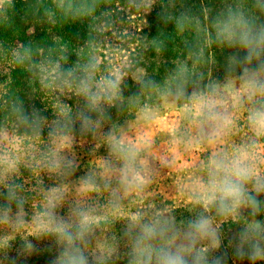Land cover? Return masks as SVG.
I'll return each instance as SVG.
<instances>
[{
  "label": "clouds",
  "instance_id": "obj_1",
  "mask_svg": "<svg viewBox=\"0 0 264 264\" xmlns=\"http://www.w3.org/2000/svg\"><path fill=\"white\" fill-rule=\"evenodd\" d=\"M24 2L26 16L51 26L86 22L88 38L74 60L59 36L46 51L31 43L12 51L10 62L51 98L53 118L0 92V264H27L43 251L45 264H264V0H222L202 15L178 11L183 0H127L146 25L159 5L162 24L182 37L184 58L159 81L141 63L148 50H166L164 32L118 65L102 55L111 0ZM16 5L0 0V28L13 26ZM219 68L223 75H213ZM129 80L137 91L126 95ZM126 111L135 120L121 124ZM162 112L177 117L169 130L176 152L164 164L180 152L206 153L180 186L187 216L149 199L153 141L132 134ZM241 122L246 135L236 143ZM78 137L91 138V155H106L74 179Z\"/></svg>",
  "mask_w": 264,
  "mask_h": 264
},
{
  "label": "trees",
  "instance_id": "obj_2",
  "mask_svg": "<svg viewBox=\"0 0 264 264\" xmlns=\"http://www.w3.org/2000/svg\"><path fill=\"white\" fill-rule=\"evenodd\" d=\"M33 0H28V3H32ZM127 0H111L110 5L106 6L110 9L112 15V26L107 30L103 36L105 53L111 57V61L115 64H119L124 56L129 54L135 56L133 49L136 52L140 51L138 42L142 39H154L160 36L161 32H164L167 37L166 50L157 55L155 51L148 50L144 54V59L141 66L147 69L150 76L158 81L163 78L168 70L173 66V61L177 58H184L186 50L182 42V37L177 36L172 32V26L162 24L157 12L159 11V5L156 6V10L147 17V25L140 19L136 18L134 13L129 14L126 8ZM184 9L177 6V10H189L194 14L202 15L204 10L214 11L222 6V0H183ZM27 4L24 0H17V5L14 15V24L10 28H0V48L3 49L0 52V92L15 93L25 102L26 108L31 110L33 107L40 110L43 115L49 119L53 118L51 112V98L46 96L41 91L38 82L34 81L30 74L24 69L12 64V51L21 45L31 43L35 46H39L42 50L46 51L53 45L54 37H62L63 40L70 43V51L73 52L72 59L76 57L74 55L75 49L82 45L88 38V26L86 22L67 23L64 25L51 26L42 19H39L32 15H25ZM219 55V53H217ZM106 58L105 63H108ZM213 75L222 76L223 69H213ZM129 87L126 89V95L132 94L137 91L136 86L129 80ZM69 103H75L74 99L68 101ZM47 108V110H45ZM113 111V117L116 118L115 110ZM3 118V113L0 112V120ZM121 124L126 121H134V112H124L123 115L117 117ZM47 130L45 131V135ZM78 143L75 147L77 158L79 162V169L74 177L78 178L89 170L93 166L96 159L101 155H106L104 148H100L95 155H91L90 150L93 147L91 138H77ZM27 141L18 145L23 150L27 147ZM12 147L11 145H7ZM23 182L26 187L31 188L35 183L34 177L28 172H24ZM46 184H50L51 181L45 179ZM39 197L36 198L38 203ZM119 227V226H117ZM19 241H17V244ZM227 243V241H225ZM15 248V246H14ZM230 252V250H229ZM11 255H15V250L11 252ZM49 258V253L43 251L40 254L30 257L27 260V264H45ZM120 264H123L121 261Z\"/></svg>",
  "mask_w": 264,
  "mask_h": 264
},
{
  "label": "rangeland",
  "instance_id": "obj_3",
  "mask_svg": "<svg viewBox=\"0 0 264 264\" xmlns=\"http://www.w3.org/2000/svg\"><path fill=\"white\" fill-rule=\"evenodd\" d=\"M177 117L173 112H162L161 118L151 127H142L137 125L132 134L141 132V138L153 141V168L155 170L154 183L150 188L149 199L154 201L157 206L167 204L176 206V214L179 216H187L188 214L180 206L177 197L180 192V186L186 182L191 176L197 164L206 156L205 152H193L176 154L175 160L171 165L163 163L165 157H171L176 152L169 144V130L175 125ZM246 129L241 127L233 137V141L238 143L244 139ZM104 151H106L104 149Z\"/></svg>",
  "mask_w": 264,
  "mask_h": 264
}]
</instances>
